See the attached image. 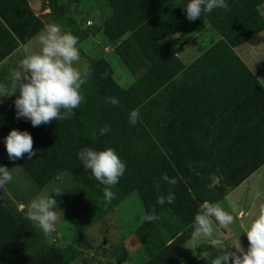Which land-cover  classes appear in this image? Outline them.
Masks as SVG:
<instances>
[{"label": "rangeland", "instance_id": "rangeland-1", "mask_svg": "<svg viewBox=\"0 0 264 264\" xmlns=\"http://www.w3.org/2000/svg\"><path fill=\"white\" fill-rule=\"evenodd\" d=\"M138 2L140 0H50L51 20L59 18L64 23L63 31L66 32L70 31L66 26L70 20L79 34L77 47L80 61L76 66L81 70L94 69L100 81L109 80L122 88L111 90L112 87L109 86L111 91L103 96L107 101L108 98H116L121 103V97L125 92L130 96L131 103L124 107V115L113 124L114 133L118 136L116 147L124 156V163L134 177L131 181L111 186L115 198L111 203H106L103 195L105 186L93 187L87 180L84 183L79 182L76 180L79 172L75 173L74 170L67 168L53 169L49 180L39 185L17 160L7 161L3 166L9 168L13 179L0 189L2 214L0 234L16 230V233L28 235L21 247L27 254L34 255L35 250L43 251V262L49 256V261L53 264H145L149 258L147 250H151L150 246L154 243L152 240L155 239L160 242L159 248L165 246L166 250L172 252L169 254H174L170 257L177 258V255L182 254L179 248L184 249L182 239L187 236L191 238L194 231V221L185 215L182 201L178 197L184 190L192 192L193 196L197 188L206 190L205 198L208 202L221 204L225 211L236 217V222L229 227L237 235L243 234L242 231L255 215L258 204L264 202V164L234 187L229 192L228 199L224 200L226 193L235 185L234 181L246 170L236 173V165L238 166L240 162L249 163L244 164V167L250 168L255 163H252L254 160L264 156L263 144L258 140L244 138L245 135L238 137L237 141H233L231 151H224L221 154L216 152L215 158L208 162L202 159L209 151L206 148L208 146L206 139L200 141L204 145V150L198 155L192 156L179 150L183 147L178 142L179 139L181 141L185 139L184 135L175 136L181 128L180 124L185 123L190 127L195 126L204 130L217 123L224 125L230 123L226 118L219 116L220 110L217 109L223 108L225 99L196 104L195 99L200 93V86L193 88L190 84L195 81L185 79L174 93L177 100L184 102L180 104V113H187V116L183 117L182 114V117L180 115L176 117L175 107L168 97L169 87L163 86L161 94L147 99L144 104L137 103L147 97L144 93L149 86L142 84L141 77L146 69L145 64L151 57L148 50L141 49L133 40V31H136V28L129 27L130 23L136 22L133 13L136 14L139 10ZM63 3H67L64 10L67 17L64 20L58 16ZM61 26L63 28L60 23ZM88 34L94 39L83 47L80 44ZM212 34L216 32L213 31L210 36ZM261 36L259 42L264 46V32ZM83 48H87L85 52L90 54L84 53ZM235 52L237 54V49ZM250 54L256 55L257 52L255 50ZM190 55L196 58L199 54L190 51ZM155 58L159 59L155 63L156 66L160 62H166L164 58L170 59L167 55L164 58L162 56ZM190 63H182L189 68L187 72L200 69L190 68ZM229 68L231 73L232 67ZM204 71L212 72L206 67ZM114 72L116 79L113 77ZM194 76L198 74L194 72ZM150 78L153 79V75ZM260 88L259 90L262 89ZM134 98L137 102L133 101ZM102 101L104 100H101V103ZM133 109L139 111L140 117L135 125L129 122V113ZM79 110L84 109H75L78 119L81 117ZM208 139L213 141L214 138L208 136ZM71 153V149L68 148L67 154ZM165 173L176 178L177 184L173 186L163 181L161 177ZM232 174H237L232 177L234 181L228 180ZM157 183L159 188L156 186ZM54 188L62 189V195L56 196L52 193ZM169 191L174 193L175 201L171 204L167 201L163 205L158 204V197L160 195L166 197ZM44 193H52L53 198L57 200L55 211L58 219L54 226L55 230L50 234H45L36 224L25 218L29 202ZM229 204H234L237 209L230 208ZM63 206L72 208L70 216L66 215ZM241 208L243 216L239 217ZM153 210L159 219L164 217L168 220L160 221L164 224L163 227L159 226L157 229L148 221L141 223V217L151 214ZM146 228L147 238L142 233ZM139 235H142L143 239L145 237L144 245L142 239L137 238ZM176 235L179 237H175ZM228 240L223 237V233H219L211 238L206 237L205 241L198 245L192 243V252L196 250L200 254L202 250L205 251L203 257L195 255L199 261L195 264H211L212 259L231 247ZM246 242L248 244L247 239ZM105 250H108V257ZM155 251L157 250L154 249L153 252ZM156 256L158 255L153 257Z\"/></svg>", "mask_w": 264, "mask_h": 264}, {"label": "trees", "instance_id": "trees-1", "mask_svg": "<svg viewBox=\"0 0 264 264\" xmlns=\"http://www.w3.org/2000/svg\"><path fill=\"white\" fill-rule=\"evenodd\" d=\"M262 2H264V0H226V3L229 5L227 11L222 8H216L210 13H204L206 19L210 21L221 38L208 50L202 53L197 60L191 63L190 68L196 67L200 69L190 73L186 71H189V68L184 66L173 53H168L167 56L170 59H166L164 55L160 53V50H155V45L151 40L145 41L143 45V42L139 40V37L143 36V34L139 32L137 21L130 23L129 27L136 28V31H133V40L137 42L141 49L148 50L151 56L148 63L145 64L146 69L141 77L142 84H148L149 86L146 92H143L144 96L147 97H144L140 102H137L134 98V102L142 105L147 99L155 97L156 94H161L160 90L163 86L169 87V101L175 107L174 112L176 117L178 115L182 117L183 113H180V104H184V102L177 100L174 92L181 87L185 79L195 81L190 84L193 85V88H198L200 86L199 94L201 95H197V99H195L196 104L200 105L202 101L209 102L210 100L224 101L225 99L226 101V103L224 101V104H222V109H220V107L217 109L220 110L218 111L220 112L219 116L226 118L230 123L226 125L217 123L214 124L213 127L204 129L205 131L198 127L195 128V126L190 127V125H186L185 123L180 124L181 128L175 133V136L184 135L185 139H183V141L179 139L178 142L183 146L179 150L188 154L190 153L192 156L198 155L204 150V145L201 144L200 141L206 139L208 144L206 148L209 151L206 155L202 156V159L208 162L215 158L216 152H220L221 154L224 151H231L233 149V141H237L238 137H244V135V138H254L258 140L263 144L264 149V89L233 50V47L264 29L263 17L256 8L257 5ZM152 3V0H140L138 5L146 8L147 5ZM66 8L67 3H63L58 12V16L62 17L63 20L67 17L66 14H64ZM68 21L66 26L69 28L70 33L79 38L77 30H75L73 24H71L72 22L70 20ZM129 27L127 26L126 29ZM156 56H162L166 62H160L158 65L159 67L156 66L155 63L159 61V59L155 58ZM96 67H98V65ZM101 67L103 66L101 65ZM205 67L212 70V72H205ZM229 67H232L233 73H230L231 69ZM88 70L91 74L87 78L86 83L81 87V94L84 100L78 109L82 108L84 111H90L85 113L83 110H79L81 115L80 119H78L75 113L69 120H57L33 127L30 120L25 118L17 119L14 104L17 96L10 97L0 104V140L6 147L4 138L13 128L20 131L27 130L31 134L35 155L29 160L27 154H25L23 158L17 159V161L33 181L39 185L47 182L51 177L50 174L54 170L67 168L71 171L74 170L75 173L79 172L78 177L75 176L76 180H79V182L81 181L84 183V181L87 180V183L93 187H104L105 185L100 184V182L94 178L90 170L83 167L81 160L78 158L79 151L85 146L95 150L112 148L119 154L121 160L123 162L125 161L124 156L119 152L115 144L118 142V136L114 133L115 127L113 123L124 115V107L131 103L130 96L125 92L121 97V103L119 100L118 105L107 102V100L103 98L104 95L109 94L112 89L117 88L122 90V88H119L115 83L113 84L109 80L100 81V78L96 75V70L94 71V69L90 68ZM194 72H196L198 76L195 77ZM232 74H234V76ZM108 75L110 76L109 73ZM151 75H153V79L150 78ZM109 86L112 87L111 90ZM259 87L263 90L261 88V90H259ZM172 95H174L176 99ZM101 100L104 101L101 103ZM203 105H205V103H203ZM92 110L93 114H91ZM185 116H187V113L183 114V117ZM102 127H109L111 131L105 135H100L99 130ZM208 136L213 137V141H210ZM68 148L71 149V154H67ZM252 163L254 164L251 165L250 168H245L244 164L249 163L240 162L238 166L236 165V173L244 169L246 170L243 171L241 176L235 181L232 180V177L237 174H232V176H229L228 180L234 181V186L238 185L264 163V156L254 160ZM131 173L132 171L128 170L126 167L118 183L131 181L134 177ZM205 192L207 191L200 187L197 188L195 192V196L198 198L187 190L180 192L178 195L179 199L182 201L184 213L188 218L190 217V220L192 219L194 221V216L198 211L199 205L208 200L205 198ZM68 206H63V210L65 211L66 209V215L70 216L72 208ZM0 218H2L1 209ZM161 218L162 219L152 221L154 227L157 229L159 226L163 227L164 225L161 224L160 221L163 219L166 220L164 217ZM166 221L168 222V220ZM1 226L2 222L0 219V229ZM147 230L148 228L142 231L145 237L147 235ZM179 235L175 237H179ZM27 237L28 235L16 233V230L9 231L5 234L3 233V235L0 234V264H53L52 261H49V256L44 260L45 262H43V251L35 250L34 255L24 252L21 246ZM189 237L190 236H187V238ZM137 238H141L144 245L143 236L139 235ZM187 238L185 237L182 240L185 241ZM152 241L154 243L150 246L151 250H147L149 258L146 263L171 264L170 261H172V263L174 262V264L196 263L195 258L190 255V250H187L183 244L182 247H184V249L179 248L182 254L180 256L177 255V258L176 256L171 258L170 255L174 254L169 253L172 252L166 250L164 248L165 246L159 248L161 245L157 239ZM154 249L157 251L153 252ZM154 255L158 256L153 257Z\"/></svg>", "mask_w": 264, "mask_h": 264}, {"label": "clouds", "instance_id": "clouds-1", "mask_svg": "<svg viewBox=\"0 0 264 264\" xmlns=\"http://www.w3.org/2000/svg\"><path fill=\"white\" fill-rule=\"evenodd\" d=\"M216 8L229 9L226 0H188L186 4V17L190 21L200 18L202 13H210ZM39 47L35 50L25 47L24 57L20 61L19 69L12 74V91L0 83V96L15 95L19 89V95L14 104L16 117L31 121L33 127L51 123L53 120H66L75 115L84 100L81 87L91 74L88 69L81 70L76 65L80 61L78 50V37L70 32L63 31L55 23L45 25L38 34ZM106 75V73L104 74ZM109 103L118 105L119 100L108 98ZM139 111L133 109L129 113V122L135 125L139 120ZM100 135L111 131L109 127L100 128ZM5 139L7 154L10 160H17L27 154L31 160L35 155L33 150V138L27 131L11 129ZM83 167L90 170L94 178L105 185L103 188L104 200L111 203L115 193L111 186L119 182L123 176L126 165L112 148L95 150L85 146L78 153ZM13 176L9 168L0 165V189L11 182ZM161 179L169 185H176L177 179L169 177L166 173ZM157 188L159 184L157 183ZM62 189L54 188L52 193L62 195ZM51 193V194H52ZM44 193L32 199L26 206L25 218L36 224L45 234L55 230L58 219L55 208L57 200L53 195ZM171 204L175 201V195L171 191L165 197L160 195L157 203ZM213 218L221 226H229L236 222L229 212L225 211L219 203L208 201L199 205L194 216L192 233L193 238H211L213 236ZM155 211L141 217L144 221L158 220ZM247 235L248 246L245 249L239 237L230 247L212 259L211 264H264V202H260L257 211L243 231ZM234 249V250H233Z\"/></svg>", "mask_w": 264, "mask_h": 264}, {"label": "crops", "instance_id": "crops-1", "mask_svg": "<svg viewBox=\"0 0 264 264\" xmlns=\"http://www.w3.org/2000/svg\"><path fill=\"white\" fill-rule=\"evenodd\" d=\"M152 1L153 3L147 5L148 7H138V12L136 14L133 13L136 16L139 32L143 34V36L139 37L143 45L145 41L151 40L155 45V50H160L161 52H159L162 55L166 56L168 53H173L181 63L188 64L197 60L202 53L221 38L210 21L206 19L204 13L194 21L187 19L186 4L188 0ZM256 8L264 20V2L257 5ZM51 14L50 0H0V83L4 84L10 92L12 91V74L19 69L20 61L24 57L23 49L28 47L35 50L39 47L37 42L38 34L47 24L57 23L60 26L61 23L63 25L61 29H64V23L59 18H56V21L51 20ZM213 31L216 34L210 36ZM263 32L264 29L233 47V50L235 52L237 49L238 57L264 89V46L259 42ZM91 39L94 38L88 34L80 45L83 47L87 46V44L89 45ZM201 49L206 50L201 51ZM255 50L257 54L251 55L250 52ZM85 51H87V48L84 50V53L90 54ZM190 51H194L199 55L196 58L191 57ZM114 76L115 72L113 73ZM114 79L116 78L114 77ZM18 95L19 89L16 90L15 95L0 96V104L8 98ZM9 160L6 147L0 140V165L3 166ZM234 187L226 193L224 200L228 199V194ZM229 206L230 208H234V210L237 209L234 204H229ZM242 211L243 209L241 208L238 213L239 217L243 216ZM213 228V235L223 233V237L226 240L229 239L230 246L239 237L241 245L247 249L246 233L243 232L241 235L234 234V231L229 226L219 225L214 218ZM205 239L206 237L195 239L192 236L184 241L183 246L187 250H190V255L195 258V255L199 253L196 250L192 252V243L198 245L199 243H203ZM214 239L212 238V240ZM204 253L205 251L202 250L199 257H203ZM195 262L199 263L196 258Z\"/></svg>", "mask_w": 264, "mask_h": 264}, {"label": "water", "instance_id": "water-1", "mask_svg": "<svg viewBox=\"0 0 264 264\" xmlns=\"http://www.w3.org/2000/svg\"><path fill=\"white\" fill-rule=\"evenodd\" d=\"M105 255H106V257L109 256V254H108V250H105Z\"/></svg>", "mask_w": 264, "mask_h": 264}]
</instances>
